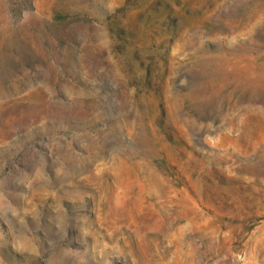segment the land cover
I'll return each instance as SVG.
<instances>
[{"label": "rangeland", "instance_id": "374dc122", "mask_svg": "<svg viewBox=\"0 0 264 264\" xmlns=\"http://www.w3.org/2000/svg\"><path fill=\"white\" fill-rule=\"evenodd\" d=\"M0 264H264V0H0Z\"/></svg>", "mask_w": 264, "mask_h": 264}]
</instances>
